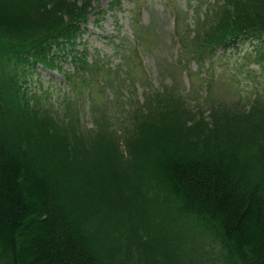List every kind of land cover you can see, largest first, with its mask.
I'll list each match as a JSON object with an SVG mask.
<instances>
[{
  "label": "trees",
  "instance_id": "1",
  "mask_svg": "<svg viewBox=\"0 0 264 264\" xmlns=\"http://www.w3.org/2000/svg\"><path fill=\"white\" fill-rule=\"evenodd\" d=\"M92 6L0 0V264H151L150 245L154 264H189L204 235L223 264H264V90L215 99L204 72L184 95L139 77L129 51L124 70L89 57L78 40ZM185 34L182 57L250 38L261 59L264 0H212ZM37 66L72 89L106 78L90 124L75 97L29 88Z\"/></svg>",
  "mask_w": 264,
  "mask_h": 264
},
{
  "label": "rangeland",
  "instance_id": "2",
  "mask_svg": "<svg viewBox=\"0 0 264 264\" xmlns=\"http://www.w3.org/2000/svg\"><path fill=\"white\" fill-rule=\"evenodd\" d=\"M109 2L110 0H93L91 11L86 17L87 22L82 24L78 41L81 45L88 46L89 57L99 53L114 68L120 66L124 70L130 62L120 53L129 51L132 68L139 73V77H145L148 83L158 87L163 83L170 86L176 80L174 90L184 95L194 93L190 90L192 86L201 85V91L202 85L205 86V82L201 80L204 72L206 80L210 82L209 91L215 99H235L241 92L244 96L253 97L257 95L255 91L258 89L264 90V56L261 59L256 56L253 45L256 39L247 38L238 40L233 45L216 46L212 53L203 52L201 57L193 56L194 50L186 49L187 53L184 57L181 56L177 40L179 35L181 38L186 35V29L193 24L194 14L205 11L212 0H121V4L112 9L109 8ZM97 9L101 11L97 13ZM135 27L142 30L139 36L141 45L134 43ZM136 45L137 53L133 50ZM59 63L64 69L73 67L69 56L61 58ZM33 72L29 88L47 91L53 102L58 101L57 96L62 98L65 94L71 99L75 97V107L87 125L90 124L92 105H100L108 93L98 83L101 79L107 82L100 74L94 79L90 77L83 86L78 81L79 84L72 89L70 81L60 71L37 66ZM189 100L192 102L190 98ZM241 101L245 103L243 99ZM114 112L115 115L118 114V110ZM128 120L129 118L122 117V121L128 123ZM161 237L160 234L155 243L158 244ZM198 242L197 259L194 257L195 261L189 264H223L216 255L217 243L205 235ZM144 252L151 264L157 261L159 253L154 245L145 248Z\"/></svg>",
  "mask_w": 264,
  "mask_h": 264
}]
</instances>
